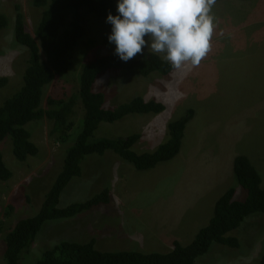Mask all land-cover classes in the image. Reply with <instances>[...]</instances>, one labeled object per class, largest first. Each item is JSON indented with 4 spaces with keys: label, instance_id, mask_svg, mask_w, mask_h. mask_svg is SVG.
Returning <instances> with one entry per match:
<instances>
[{
    "label": "rangeland",
    "instance_id": "obj_1",
    "mask_svg": "<svg viewBox=\"0 0 264 264\" xmlns=\"http://www.w3.org/2000/svg\"><path fill=\"white\" fill-rule=\"evenodd\" d=\"M156 1L179 16L206 20L207 39L190 43V54L177 60L168 77L157 72L146 77L137 69L108 71L99 76L94 91L103 93L105 108L140 95L164 103L165 109L100 122L94 136L117 138L139 133L131 149L137 154L151 152L168 138L167 124L183 117L190 108L194 114L185 125L180 151L146 170L114 157L110 150L102 156H86L81 175L65 187L59 205L84 200L108 187L116 213L111 212L112 206L103 205L72 221L45 224L23 254L21 264H32L39 257H33L34 252L40 253L63 238L80 242L94 238L96 248L111 251L129 248V239L143 252L170 251L173 240L182 246L189 244L208 223L215 201L237 185L232 176L235 154L246 155L254 163L264 184V0ZM31 2L0 0V13L7 17V25L0 29V78H6L0 86V104L20 89L28 64L29 48L18 44L14 34L15 3L21 6L25 29L39 48L34 29L41 9L34 7L35 13H30ZM143 2L115 0V5L136 11ZM81 13L91 20L97 17L81 8L79 20L87 31ZM98 20L101 22H93L90 27L88 39L93 42L87 45L88 39H84L76 45L67 72L54 76L46 85L43 107L47 97L67 98L77 93L83 65L115 52L113 46L103 42L111 33L107 20ZM140 41V46L122 50L123 54L142 56L151 52L163 59H175L169 33L148 31ZM83 111L78 99L71 116L74 130L81 125L78 122ZM24 128L38 146L37 155L25 162L14 158L9 137L0 141L3 161L12 172L8 180H0V224L7 227L38 210L70 145V140L61 144L54 141L49 135L51 120L46 117L29 121ZM244 222L231 230L236 231L240 249L212 243L196 264H259L264 252V214L257 213Z\"/></svg>",
    "mask_w": 264,
    "mask_h": 264
},
{
    "label": "trees",
    "instance_id": "obj_2",
    "mask_svg": "<svg viewBox=\"0 0 264 264\" xmlns=\"http://www.w3.org/2000/svg\"><path fill=\"white\" fill-rule=\"evenodd\" d=\"M127 1L133 3L136 0ZM34 6L42 8L34 29V34L39 38V48L25 29L21 6L14 4L15 38L18 44L29 48V57L20 89L0 104V141L9 137L14 158L25 162L29 156L38 153L37 145L30 139L31 132L24 128L25 123L46 117L51 120L49 135L54 141L61 144L70 140V145L65 151L60 170L38 203V210L33 215L16 219L10 227L0 224L3 237L0 241V264H21L23 254L30 249L45 224L72 221L103 205L112 206L111 212L116 213L112 203L113 195L108 187L84 200L59 205L65 187L81 175L82 162L86 156H102L110 150L136 169L146 170L178 154L185 125L192 118L193 109L188 108L183 117L168 123V138L153 151L137 154L131 146L140 137L139 133L126 137L96 138L94 133L99 123L121 120L129 114L159 113L165 109V105L135 95L116 106L105 108L104 95L94 91V82L108 71L129 69H137L146 77L152 72L168 77L176 68L177 60L190 54L189 44L205 41L208 36L206 27L209 23L206 20L179 16L174 11L161 8L156 0H144L136 11L119 9L115 0H32L28 6L32 14L35 13ZM83 7L97 17L91 20L81 13L87 31L79 20V12ZM102 18L108 21L105 23L111 31L109 38L103 39V42L113 46L115 52L91 59L83 65L77 93L67 98L47 97L46 106L43 107L46 85L54 76L67 72L72 64V50L81 41L88 39L92 23L101 22L98 19ZM6 25L7 17L0 13V29ZM148 31L170 34L175 60L163 59L151 52L142 56L123 54L122 50L140 46V38L145 37ZM92 42L93 39L89 38L87 45ZM5 82V77L0 78V86ZM78 99L84 111L78 122L81 123L80 127L74 130L71 116ZM232 165V176L237 185L228 188L215 201L208 223L187 245L182 246L173 240L170 251L143 252L129 239V248L111 251L96 248L94 238L86 242L63 238L45 247L40 253L34 252L32 256L39 257L32 264H196L197 258L207 253L212 243L240 249L241 242L234 235L236 231L231 230L239 228L252 215L264 214V184L259 171L246 155L235 154ZM11 175L0 153V180H7ZM258 263L264 264V252L259 256Z\"/></svg>",
    "mask_w": 264,
    "mask_h": 264
},
{
    "label": "clouds",
    "instance_id": "obj_3",
    "mask_svg": "<svg viewBox=\"0 0 264 264\" xmlns=\"http://www.w3.org/2000/svg\"><path fill=\"white\" fill-rule=\"evenodd\" d=\"M35 7V6H34ZM35 8H40V9H42L41 7H35ZM165 10H167V9H165ZM16 14V13H15ZM23 19H24V16H23ZM208 28H209V24L207 25V27H206V31H207V33H208ZM157 34H161V33H157ZM147 35V34H146ZM170 39H171V36H170ZM207 39V38H206ZM170 46H171V43H170ZM126 50H132V48H130V49H126ZM174 50V49H173ZM185 56H187V55H185ZM184 56V57H185ZM183 57V58H184ZM183 58H180V59H183ZM175 60V59H174ZM2 78V77H1ZM155 100V99H154ZM164 104V103H163ZM145 114V113H144ZM29 122V121H28ZM28 122H26L25 124H27ZM171 122V121H170ZM168 125V124H167ZM167 132H168V130H167ZM57 143V142H56ZM38 147V146H37ZM112 153V152H111ZM105 154V153H104ZM113 155H114V157H116V158H118V155L117 154H115V153H112ZM30 157V156H29ZM2 159H3V157H2ZM27 160V159H26ZM12 173V172H11ZM8 180V179H7ZM3 181V180H2ZM5 181V180H4ZM10 205H7V209L9 210L10 209V207H9ZM172 248H173V246H172Z\"/></svg>",
    "mask_w": 264,
    "mask_h": 264
}]
</instances>
